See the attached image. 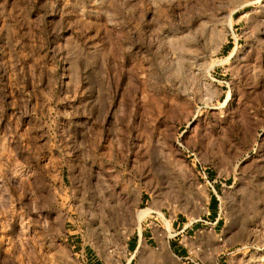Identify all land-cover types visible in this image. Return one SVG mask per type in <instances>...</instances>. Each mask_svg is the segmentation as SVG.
Wrapping results in <instances>:
<instances>
[{"label": "rangeland", "instance_id": "374dc122", "mask_svg": "<svg viewBox=\"0 0 264 264\" xmlns=\"http://www.w3.org/2000/svg\"><path fill=\"white\" fill-rule=\"evenodd\" d=\"M174 219L264 264V0H0V264L172 252Z\"/></svg>", "mask_w": 264, "mask_h": 264}, {"label": "crops", "instance_id": "0c3cea01", "mask_svg": "<svg viewBox=\"0 0 264 264\" xmlns=\"http://www.w3.org/2000/svg\"><path fill=\"white\" fill-rule=\"evenodd\" d=\"M213 218L208 221V226L205 227V230L201 233H205L207 229L217 231V228L220 226V220L215 214H212ZM212 222V223H211ZM174 226L179 229L178 238L179 241L177 244L171 245L172 252L164 251V252H138L140 246H143V242L141 239L131 238L125 245V249L120 252H116L118 257H110L108 255H98L94 257L93 252H85L87 256L86 263L87 264H170L171 254L173 257L177 258L181 264H213L214 258L219 256V252H190L191 250H187L183 246H181V220L174 219ZM191 226H187L186 224L182 228V232L186 231L187 234L190 233ZM199 230L196 229L195 232ZM152 236L145 235V242L148 245V242ZM197 247L199 251L205 248L208 244L211 243V239L197 237ZM146 254H150L151 259L147 260Z\"/></svg>", "mask_w": 264, "mask_h": 264}, {"label": "bare ground", "instance_id": "6f19581e", "mask_svg": "<svg viewBox=\"0 0 264 264\" xmlns=\"http://www.w3.org/2000/svg\"><path fill=\"white\" fill-rule=\"evenodd\" d=\"M235 11H236V10H235ZM235 11H234V12H235ZM234 12H233V14H234ZM233 14L231 15V17H233ZM151 213H152V209H150V208L142 209V210H140V211L138 212V216H137V218H138V222H139V228H140V223H141V221H142L144 218L148 217ZM21 231H22V229H21ZM166 231L169 233L170 236L173 235L172 226H171V223H170L169 221H167Z\"/></svg>", "mask_w": 264, "mask_h": 264}, {"label": "built area", "instance_id": "2783aa9c", "mask_svg": "<svg viewBox=\"0 0 264 264\" xmlns=\"http://www.w3.org/2000/svg\"><path fill=\"white\" fill-rule=\"evenodd\" d=\"M212 223V222H211Z\"/></svg>", "mask_w": 264, "mask_h": 264}]
</instances>
